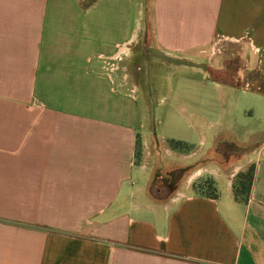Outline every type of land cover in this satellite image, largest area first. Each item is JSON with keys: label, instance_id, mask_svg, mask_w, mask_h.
<instances>
[{"label": "crops", "instance_id": "crops-1", "mask_svg": "<svg viewBox=\"0 0 264 264\" xmlns=\"http://www.w3.org/2000/svg\"><path fill=\"white\" fill-rule=\"evenodd\" d=\"M0 264H264V0H0Z\"/></svg>", "mask_w": 264, "mask_h": 264}, {"label": "rangeland", "instance_id": "rangeland-1", "mask_svg": "<svg viewBox=\"0 0 264 264\" xmlns=\"http://www.w3.org/2000/svg\"><path fill=\"white\" fill-rule=\"evenodd\" d=\"M234 49H235L234 47H229V48L226 47L225 48V52L223 54V58L226 56V59L224 61L226 68H225V71L222 74L223 75V80L226 79L229 82H234V79L237 77V74H239L241 72L240 70L242 69V63L239 61V58L240 57L236 54L238 51L240 52L241 48H239L237 50V52H235V54H234V51H233ZM216 52H217V50H215V53ZM229 54H230V57L228 56ZM147 61H148V63L145 62L146 65L143 66V71H144L143 73H144V76H146V78L149 81H151V79L153 78L154 66H151V69H150L148 67V64L150 63V60L148 59ZM153 65H155V64L153 63ZM252 77H253L252 76V72L244 73L243 75H241V81L244 82L246 80L251 79ZM159 90H165L164 86H163V88L160 87ZM162 94L159 96V98H162ZM167 103H168V101L165 100L163 102V104H159V105L157 104V106H155V107H154V104L150 103L149 104L150 105V108H151L150 109V113L153 112V108H154V110L156 112H158V114H159V112L161 110V106H165L166 107L167 105H170V104H167ZM242 131H241V129H235V131L233 133H235L237 136H239V138H241L242 135H243V132ZM246 151L247 150H239L237 148V150H226L224 153H225V156H228V153H229V154H231V155H233L235 157H238V156H241L242 154H244ZM142 156L143 155L141 153V150H139L138 156H137V161H141L142 160ZM195 159H194V161H195ZM249 164L250 165H246L245 168H243V170L240 173H238L234 177V180H233V189L234 188L236 189L235 191L237 192L238 199H242L244 197V194L242 193V191H244V190L241 188V186L239 184L240 183L239 176H241V175L248 176V174H249L248 173L249 172V168L252 165L251 163H249ZM178 175H180L179 172H174L173 174H164V173H162L161 175H158L157 174V175H155L154 186L153 187L154 188H162L164 191L165 190H169L168 187H170V186H171V188L174 187L175 179H176V177H179ZM202 184L205 185V188H206L205 190H207V192L213 190V188L211 186V183L209 181H201L200 183H197L196 185L200 186ZM223 201H224V199L221 200L222 203H223Z\"/></svg>", "mask_w": 264, "mask_h": 264}, {"label": "trees", "instance_id": "trees-1", "mask_svg": "<svg viewBox=\"0 0 264 264\" xmlns=\"http://www.w3.org/2000/svg\"><path fill=\"white\" fill-rule=\"evenodd\" d=\"M253 170H254V165H251L249 168L248 176H246V175H245L246 177L244 175L239 176V178H240L239 184H240L241 188L244 190V191H242V193L244 194V197L242 199H238L237 192L235 191L236 189L234 188L233 189V195L237 200L246 201V199L248 197L249 189L251 186V182H252Z\"/></svg>", "mask_w": 264, "mask_h": 264}]
</instances>
